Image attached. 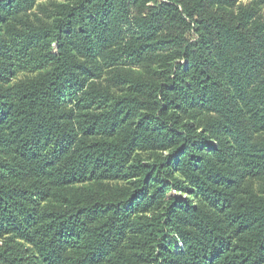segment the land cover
Returning a JSON list of instances; mask_svg holds the SVG:
<instances>
[{
  "label": "trees",
  "instance_id": "16d2710c",
  "mask_svg": "<svg viewBox=\"0 0 264 264\" xmlns=\"http://www.w3.org/2000/svg\"><path fill=\"white\" fill-rule=\"evenodd\" d=\"M262 9L0 0V264H264Z\"/></svg>",
  "mask_w": 264,
  "mask_h": 264
},
{
  "label": "rangeland",
  "instance_id": "374dc122",
  "mask_svg": "<svg viewBox=\"0 0 264 264\" xmlns=\"http://www.w3.org/2000/svg\"><path fill=\"white\" fill-rule=\"evenodd\" d=\"M244 3L247 4V1H245ZM258 15L259 16L262 15L264 17V10L262 9L261 11H259ZM262 19H264V18H262Z\"/></svg>",
  "mask_w": 264,
  "mask_h": 264
}]
</instances>
